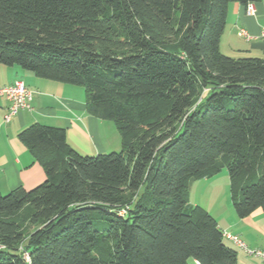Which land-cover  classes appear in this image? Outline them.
Segmentation results:
<instances>
[{
	"label": "trees",
	"instance_id": "obj_1",
	"mask_svg": "<svg viewBox=\"0 0 264 264\" xmlns=\"http://www.w3.org/2000/svg\"><path fill=\"white\" fill-rule=\"evenodd\" d=\"M259 1L0 0V67L82 87L122 141L19 134L47 179L0 191V264H238L189 198L227 169L237 217L264 213V60L220 50L229 6Z\"/></svg>",
	"mask_w": 264,
	"mask_h": 264
},
{
	"label": "crops",
	"instance_id": "obj_2",
	"mask_svg": "<svg viewBox=\"0 0 264 264\" xmlns=\"http://www.w3.org/2000/svg\"><path fill=\"white\" fill-rule=\"evenodd\" d=\"M253 6L254 15H249L243 5L233 3L229 6L220 44L223 55L264 60V0ZM242 30L247 32L249 39L240 35ZM16 81L24 82L33 97L30 109L20 111L10 122L4 119L10 102L0 97V191L3 195L19 188L33 190L47 179L41 164L19 140V134L34 124L65 129L71 147L85 156L122 150L116 127L87 112L82 87L39 79L18 67H0V89ZM211 179L202 180L205 184L200 186L201 195L198 201H190V204L202 207L217 221L227 245L238 252V264H264L262 259L249 255L229 239L230 236L238 237L250 250L264 252L263 211L238 218L231 204L219 201L217 183Z\"/></svg>",
	"mask_w": 264,
	"mask_h": 264
},
{
	"label": "built area",
	"instance_id": "obj_3",
	"mask_svg": "<svg viewBox=\"0 0 264 264\" xmlns=\"http://www.w3.org/2000/svg\"><path fill=\"white\" fill-rule=\"evenodd\" d=\"M254 12V6L253 4H250L247 7V13L249 15H254ZM240 35L249 39L247 32L244 30L240 31ZM0 97L6 98V100L10 102L8 113L4 118L5 122H10L12 117L17 115L20 111L30 109L33 95L24 82L16 81L11 86L1 88ZM229 239L235 244V246L244 250L249 255L258 257L264 261V252L250 250L238 237L230 236Z\"/></svg>",
	"mask_w": 264,
	"mask_h": 264
},
{
	"label": "rangeland",
	"instance_id": "obj_4",
	"mask_svg": "<svg viewBox=\"0 0 264 264\" xmlns=\"http://www.w3.org/2000/svg\"><path fill=\"white\" fill-rule=\"evenodd\" d=\"M110 122V121H109ZM111 124H114V122H111ZM116 127V126H115ZM117 129V128H116ZM118 131V129H117ZM120 136V134H119ZM118 138V137H117ZM117 153L122 152V150L119 151H115ZM211 180H215L214 182L217 183L218 186V194L220 195V199L219 201L222 203H229L231 204V208H233V205L231 203V198H230V180H229V173L227 169H224L219 175H217L216 177L212 178ZM205 181H196L194 182V186L191 188L192 190H190V201L195 202L198 201V198L201 195V190H200V186H203L205 183ZM234 210V208H233Z\"/></svg>",
	"mask_w": 264,
	"mask_h": 264
}]
</instances>
